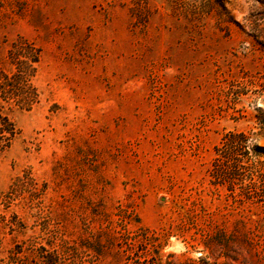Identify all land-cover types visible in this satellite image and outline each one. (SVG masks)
Listing matches in <instances>:
<instances>
[{"label":"rangeland","instance_id":"obj_1","mask_svg":"<svg viewBox=\"0 0 264 264\" xmlns=\"http://www.w3.org/2000/svg\"><path fill=\"white\" fill-rule=\"evenodd\" d=\"M20 41L39 101L0 153V264H264V155L208 175L227 132L264 154V0H0V68Z\"/></svg>","mask_w":264,"mask_h":264},{"label":"trees","instance_id":"obj_2","mask_svg":"<svg viewBox=\"0 0 264 264\" xmlns=\"http://www.w3.org/2000/svg\"><path fill=\"white\" fill-rule=\"evenodd\" d=\"M218 6L221 9L225 8L222 3H219ZM40 59L41 51L34 44L25 41L15 42L8 52V70L0 68V153L11 146L18 134V129L10 117L11 112L16 109L29 110L39 101V92L34 80ZM251 142V138L249 139L242 131H230L224 134L219 145L214 148L215 157L208 170L209 183L215 190L218 185L224 183L235 185L240 170H243L246 165V163L242 164V157L252 154L256 161L260 162V158L264 155L263 150ZM242 148L245 150L242 151ZM245 160L247 161V157ZM245 185L251 186V180ZM263 195L254 192L252 198L263 197ZM229 196L232 195L229 194ZM239 201H242V197ZM116 215L118 219L115 223L125 230L126 216L121 212ZM111 234L113 235L111 236L112 242L122 236L119 231L115 233L111 231ZM143 241L146 246L155 247L157 245L154 238L145 236ZM110 245L113 243L106 240L101 248ZM169 256L172 255L169 254ZM186 260V262L179 261L177 264H211L206 257L201 256L197 260ZM46 263H48V259H46Z\"/></svg>","mask_w":264,"mask_h":264}]
</instances>
